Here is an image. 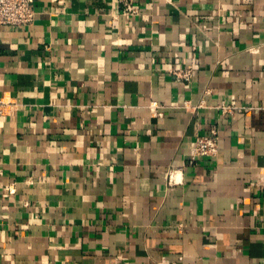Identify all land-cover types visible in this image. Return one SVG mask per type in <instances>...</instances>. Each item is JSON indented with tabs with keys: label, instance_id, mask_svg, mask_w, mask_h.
Masks as SVG:
<instances>
[{
	"label": "crops",
	"instance_id": "0c3cea01",
	"mask_svg": "<svg viewBox=\"0 0 264 264\" xmlns=\"http://www.w3.org/2000/svg\"><path fill=\"white\" fill-rule=\"evenodd\" d=\"M131 1L0 25V264H264V0Z\"/></svg>",
	"mask_w": 264,
	"mask_h": 264
},
{
	"label": "built area",
	"instance_id": "2783aa9c",
	"mask_svg": "<svg viewBox=\"0 0 264 264\" xmlns=\"http://www.w3.org/2000/svg\"><path fill=\"white\" fill-rule=\"evenodd\" d=\"M123 13L125 15L138 13V9L131 0H123ZM36 19L35 0H0V25L7 26H26L31 25ZM177 79L189 82L193 76L190 68L172 70ZM14 104L12 98L2 95L0 96V116L6 115L11 111ZM151 109L157 115H162L159 102L153 100L150 104ZM188 106V104H187ZM218 108L227 113L236 111L237 106L222 102ZM220 151V131L213 127L207 135H197L195 145L191 152L190 163L194 164L199 158L204 156H217Z\"/></svg>",
	"mask_w": 264,
	"mask_h": 264
}]
</instances>
